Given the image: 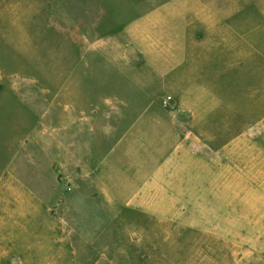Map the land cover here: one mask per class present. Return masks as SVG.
Instances as JSON below:
<instances>
[{"label":"crops","instance_id":"obj_1","mask_svg":"<svg viewBox=\"0 0 264 264\" xmlns=\"http://www.w3.org/2000/svg\"><path fill=\"white\" fill-rule=\"evenodd\" d=\"M100 1L61 0L59 5L67 32L75 29L77 47L75 56L63 57L74 64L62 65L58 111L50 106L44 113L47 126L59 125L60 169L70 183L60 213L70 207L78 217L84 213L80 207L102 201L120 205L119 212L153 220L146 231L141 227L145 233L163 235L170 222V240L188 231L181 221L197 219L188 211L202 195L210 222L229 219L217 190L238 189V182L201 181L195 174L229 172L227 164L212 165V159L228 157L231 144L215 143L238 142L255 128L250 139H259L261 23L240 19L241 6L213 0H115L124 3L117 12ZM167 97L172 100L165 106ZM95 142L107 147L102 160L91 164ZM44 149L46 155L56 153L53 141L45 140ZM83 152L84 168L73 161ZM19 182L18 176H5L0 165V222L5 189L14 190ZM238 218L242 213L231 214V220ZM213 225L207 235L221 237ZM152 236H147V252L158 248Z\"/></svg>","mask_w":264,"mask_h":264},{"label":"rangeland","instance_id":"obj_2","mask_svg":"<svg viewBox=\"0 0 264 264\" xmlns=\"http://www.w3.org/2000/svg\"><path fill=\"white\" fill-rule=\"evenodd\" d=\"M60 1L0 0V165L5 176L12 174L20 181L14 190L5 189L4 193L0 264H264V121L259 139H250L255 128L238 142L215 143L231 144L228 157L212 159V165L227 164V174H195L201 181L238 182V189L217 190L222 193L221 202L227 204V220H208L203 195L188 211L197 219L181 221L189 229L184 234L179 231L172 240L170 222H165L163 235L152 230L145 233L146 224L153 220L138 212H119L120 205L103 201L85 205L78 217L70 207L60 213L70 183L60 169L59 125L47 126L44 113L50 106L57 107L50 111H58L62 65L69 69V64H74L73 59L63 57L68 53L75 56L77 49L75 29L67 32L61 21ZM213 3L241 6L240 19L258 20L264 32V0ZM120 4L100 1L106 10L112 7L116 12ZM45 140L56 145L52 156L45 154ZM106 147L94 143L91 164L102 160ZM84 155L73 158L82 168L86 167ZM201 160L197 158L200 166ZM179 175L183 179L193 176L167 174L170 179ZM197 191L203 194L205 190ZM236 212L242 213L243 219L231 220ZM213 224L222 230L221 237L207 235ZM147 236L158 243L156 252H147Z\"/></svg>","mask_w":264,"mask_h":264},{"label":"built area","instance_id":"obj_3","mask_svg":"<svg viewBox=\"0 0 264 264\" xmlns=\"http://www.w3.org/2000/svg\"><path fill=\"white\" fill-rule=\"evenodd\" d=\"M171 100H172V98H171V97H168L167 100L163 102V104H164L165 106H167L168 103H169V101H171Z\"/></svg>","mask_w":264,"mask_h":264}]
</instances>
